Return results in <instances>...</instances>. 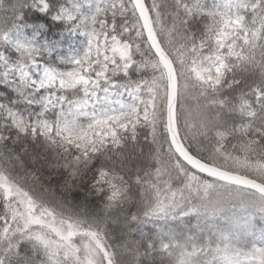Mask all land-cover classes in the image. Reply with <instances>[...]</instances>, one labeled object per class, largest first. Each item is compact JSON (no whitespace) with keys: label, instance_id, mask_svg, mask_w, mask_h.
Listing matches in <instances>:
<instances>
[{"label":"snow or ice","instance_id":"6c2138e0","mask_svg":"<svg viewBox=\"0 0 264 264\" xmlns=\"http://www.w3.org/2000/svg\"><path fill=\"white\" fill-rule=\"evenodd\" d=\"M0 264H264V0H0Z\"/></svg>","mask_w":264,"mask_h":264}]
</instances>
